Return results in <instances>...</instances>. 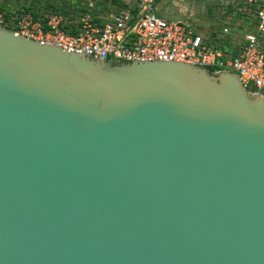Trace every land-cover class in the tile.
Instances as JSON below:
<instances>
[{"label":"water","instance_id":"obj_1","mask_svg":"<svg viewBox=\"0 0 264 264\" xmlns=\"http://www.w3.org/2000/svg\"><path fill=\"white\" fill-rule=\"evenodd\" d=\"M0 264H264V97L0 27Z\"/></svg>","mask_w":264,"mask_h":264},{"label":"built area","instance_id":"obj_2","mask_svg":"<svg viewBox=\"0 0 264 264\" xmlns=\"http://www.w3.org/2000/svg\"><path fill=\"white\" fill-rule=\"evenodd\" d=\"M117 1L123 2L125 9L110 15L103 25L96 24L101 19L97 12L102 13ZM254 2L247 0L250 5ZM82 4L87 11H80L72 20L57 13L36 15L20 11L8 16L0 11V27L43 45L92 52L111 59L180 62L205 67L212 74L232 72L249 93L264 97V52L260 44L264 34V0L252 14L253 22L243 37L233 42L235 53L209 43L210 30L205 31L207 36H202L188 20L157 15L156 0H82ZM71 24L77 25L75 33L66 30L71 29ZM230 32L229 27L221 31Z\"/></svg>","mask_w":264,"mask_h":264},{"label":"rangeland","instance_id":"obj_3","mask_svg":"<svg viewBox=\"0 0 264 264\" xmlns=\"http://www.w3.org/2000/svg\"><path fill=\"white\" fill-rule=\"evenodd\" d=\"M156 1L159 7V12L157 13V15L170 16L172 18L171 20H188L195 25V32H199L202 36H207L205 31L209 32V29H219L221 31L225 27V23L223 21L224 18H221L220 16L222 12H225L226 15H231L232 17H239L238 19L241 21H245L247 17L251 16V21H253L252 14H249V11H244V5L247 4V0H234V3H237L233 6L234 9L229 8V4L232 3V0ZM30 3H33V10L38 9L42 12L45 8H47L48 4L57 5L58 3H61V0H0V6L10 5L12 7L11 9H15V7H21L22 5L28 6ZM239 3L241 5L240 12L235 9V7L239 5ZM124 9V6H119L118 3L115 2L109 4L105 11H103L102 13L100 11L97 12V15L101 17L100 20H108L110 18V15L114 16L116 13ZM230 9H232V11ZM13 12H15V10ZM239 25L240 24L232 28L234 30L236 29V35L233 38V42L240 41V32H238V28L240 27ZM244 29H248V27L245 26ZM207 41L212 44V39L209 36L207 37Z\"/></svg>","mask_w":264,"mask_h":264},{"label":"trees","instance_id":"obj_4","mask_svg":"<svg viewBox=\"0 0 264 264\" xmlns=\"http://www.w3.org/2000/svg\"><path fill=\"white\" fill-rule=\"evenodd\" d=\"M119 6H124L125 4L123 2H119L117 1ZM261 0H255V2L250 5V4H245L244 5V11H249V14H254V12L256 11L257 8H259L258 6L260 5ZM104 5H108V3L104 2ZM229 8H233L234 4L231 3L229 4ZM232 6V7H231ZM240 3L237 7H235V9L240 12L241 11V7H240ZM12 7L10 5L8 6H0V11L5 12L6 15H11V13L15 10V12H20V11H30L34 14H50V13H57L60 14L62 16H64L66 19L68 20H72L75 19L78 16V13L81 12H86L87 8L86 6H84L82 4V0H61V3H58L57 5H53V4H48L47 8L44 9V11H40V10H33V3H30L28 6L27 5H22L21 7H15V9H11ZM36 8V7H35ZM232 9H230L232 11ZM41 12V13H40ZM238 14V13H237ZM239 15V14H238ZM225 16V15H224ZM240 16V15H239ZM226 18V20H223L225 23V27H229L231 29L230 34H223L221 33V31L219 29L217 30H211L209 29L210 35L209 37L212 39L214 37V40L212 39V43L214 44L215 47H219L223 50H228V49H232L233 53H235L236 50H234V45H233V38L236 35L235 30L232 29L234 28V26H237L238 24H240L238 28V32H240V39L243 37L244 34V27L245 26H250L251 23L253 21H251V16L247 17L245 19V21H241L238 18L239 17H232L231 15L229 17H224V19ZM109 20V19H108ZM108 20H97L95 21L96 24L99 25H103L106 21ZM242 22V23H239ZM238 23V24H237ZM79 26V23H78ZM71 29H66L69 33H75L77 31V25L75 24H71L70 25ZM234 32V33H233ZM238 34V33H237ZM260 44H261V48L262 51L264 52V34L263 36L260 38ZM210 73L212 74V70H209Z\"/></svg>","mask_w":264,"mask_h":264},{"label":"crops","instance_id":"obj_5","mask_svg":"<svg viewBox=\"0 0 264 264\" xmlns=\"http://www.w3.org/2000/svg\"><path fill=\"white\" fill-rule=\"evenodd\" d=\"M231 2H232L234 5L237 4V3H234V0H232ZM221 14H222V15H221ZM221 14H220L221 18H224L225 16H226V17H229V16H230V15H226L225 12H222ZM224 15H225V16H224ZM162 16H163V15H162ZM163 17H165V18H167V19H172L170 16H165V15H164ZM224 20H226V18H225Z\"/></svg>","mask_w":264,"mask_h":264}]
</instances>
